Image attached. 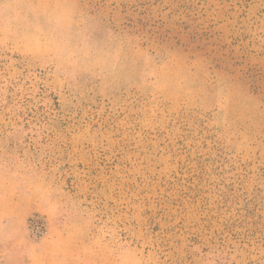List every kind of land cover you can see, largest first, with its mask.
Masks as SVG:
<instances>
[{"label":"rangeland","instance_id":"obj_1","mask_svg":"<svg viewBox=\"0 0 264 264\" xmlns=\"http://www.w3.org/2000/svg\"><path fill=\"white\" fill-rule=\"evenodd\" d=\"M27 4L0 14V183L40 196L44 264H264V0Z\"/></svg>","mask_w":264,"mask_h":264},{"label":"crops","instance_id":"obj_2","mask_svg":"<svg viewBox=\"0 0 264 264\" xmlns=\"http://www.w3.org/2000/svg\"><path fill=\"white\" fill-rule=\"evenodd\" d=\"M9 2H6L7 4ZM28 0H14V6L10 12L8 6H2L0 8V14L3 16H9L12 12L18 9H31L32 6L28 5ZM65 23L67 22V14H65ZM36 45H42V47H35ZM43 42L31 46L30 61L31 65L35 66L39 62V58H42L46 52V47ZM1 172L0 171V181ZM9 185V183H8ZM9 187V186H8ZM40 196L32 194L31 191L20 194L14 189V186H10L7 190H2V184L0 183V262L8 261V264H44L46 259L47 249L44 247L43 242L37 244H29L25 239V218L31 210L38 206V200ZM60 234H57V242L54 244L58 251L63 252V255L68 257L71 247L64 244H60Z\"/></svg>","mask_w":264,"mask_h":264},{"label":"built area","instance_id":"obj_3","mask_svg":"<svg viewBox=\"0 0 264 264\" xmlns=\"http://www.w3.org/2000/svg\"><path fill=\"white\" fill-rule=\"evenodd\" d=\"M28 230L33 239L40 238L45 232L44 219L39 215H32L28 221Z\"/></svg>","mask_w":264,"mask_h":264}]
</instances>
